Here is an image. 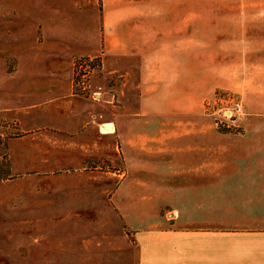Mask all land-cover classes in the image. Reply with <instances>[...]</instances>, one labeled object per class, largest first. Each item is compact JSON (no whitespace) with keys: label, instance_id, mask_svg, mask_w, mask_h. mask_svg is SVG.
Masks as SVG:
<instances>
[{"label":"crops","instance_id":"1","mask_svg":"<svg viewBox=\"0 0 264 264\" xmlns=\"http://www.w3.org/2000/svg\"><path fill=\"white\" fill-rule=\"evenodd\" d=\"M152 35L163 41L131 39L129 51L121 50L124 33H116L113 57L139 55L141 61L132 60L130 70L121 72L119 97L125 103L113 123L102 125L92 108L103 98L96 101L74 87L70 35L42 33L40 48L37 34L25 33L23 51L37 53L33 61L47 72L23 79L14 93L18 101L33 102V125L55 140L113 125L114 132L102 133L121 148L124 171L117 190L129 182L130 198L146 203L145 209H132L131 218L114 208L119 225L102 223V239H80L78 253L55 252L57 241L48 232L37 240L34 264H264V141L255 136L264 127L245 128L248 107L255 116L264 109V50L247 48V33ZM102 53L104 71L112 56ZM154 53L163 61L156 64ZM102 89L92 81V91ZM217 89L244 99L241 133L220 132L205 115ZM76 103L85 111L74 108ZM43 158L34 164L41 165ZM47 162L50 167L60 163L57 158ZM115 229L124 234L108 232Z\"/></svg>","mask_w":264,"mask_h":264},{"label":"rangeland","instance_id":"2","mask_svg":"<svg viewBox=\"0 0 264 264\" xmlns=\"http://www.w3.org/2000/svg\"><path fill=\"white\" fill-rule=\"evenodd\" d=\"M25 33H36L40 48L42 33H66L73 40L74 60L100 58L93 80L102 86L104 97L92 110L103 125L113 123L125 103L119 97L121 72L130 70L132 60L141 61L139 55L113 57L116 33H124L121 50L129 51L131 39L163 41L152 33H247V48L264 50V0H0V264H34L37 240L48 232L57 241L55 252L78 253L80 246L75 243L80 239H102V223L119 225L114 208L131 218L132 209L146 207L145 199L130 198L125 191L129 182L117 190L124 171L121 148L114 137L102 133L105 127L114 129L113 125L69 140L65 135L55 140L33 125V102L18 101L14 93L23 79L39 77L40 72L47 76V72L42 63L33 61L37 53L25 54ZM102 50L112 56L105 61L104 71ZM153 56L156 64L163 61L161 54ZM75 106L86 109L83 104ZM252 125L264 127V109L255 116L248 107L245 128ZM255 136L262 143L264 130ZM37 157L45 161L34 164ZM53 158L60 163L50 167L47 161ZM49 223L56 224L54 230L44 229ZM108 232L116 237L124 234L120 229ZM69 241L72 245H65ZM96 248L102 246L89 245L90 250Z\"/></svg>","mask_w":264,"mask_h":264},{"label":"built area","instance_id":"3","mask_svg":"<svg viewBox=\"0 0 264 264\" xmlns=\"http://www.w3.org/2000/svg\"><path fill=\"white\" fill-rule=\"evenodd\" d=\"M101 61L98 57L80 56L74 60V87L79 94L90 96L96 101L103 98V91H92V80ZM103 64V61H102ZM207 113L214 119L218 130L242 132V121L246 116V107L241 100L230 93L220 91L207 104Z\"/></svg>","mask_w":264,"mask_h":264},{"label":"bare ground","instance_id":"4","mask_svg":"<svg viewBox=\"0 0 264 264\" xmlns=\"http://www.w3.org/2000/svg\"><path fill=\"white\" fill-rule=\"evenodd\" d=\"M105 128H103V133L114 132V129H105Z\"/></svg>","mask_w":264,"mask_h":264}]
</instances>
